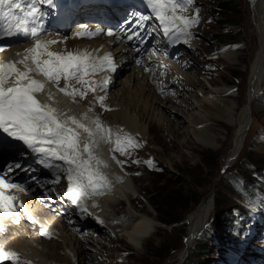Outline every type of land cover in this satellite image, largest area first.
I'll return each instance as SVG.
<instances>
[{"label": "rangeland", "instance_id": "rangeland-1", "mask_svg": "<svg viewBox=\"0 0 264 264\" xmlns=\"http://www.w3.org/2000/svg\"><path fill=\"white\" fill-rule=\"evenodd\" d=\"M220 1L222 0H196L195 6L199 9L202 18L199 31L203 40L198 45L202 53L195 59L198 65L192 67L187 73L188 78L191 79H186V85H189L188 92L179 90L181 94L185 92L187 96L181 95L179 98H174L175 101L169 104L172 108L181 107L182 101L186 100V97H191V114L200 112L198 106L203 101H200L203 93L216 91L212 82L213 78L217 79L214 83L234 90L232 98L230 96L225 98L227 101L235 102L234 105L237 107L248 105L250 71L255 50L260 44L251 21L252 1L236 0L237 6L232 11L219 10L217 4ZM221 22L230 23L232 26L222 28ZM234 31H239L236 32L241 37L239 42L220 43L229 42L228 34ZM262 43L259 51L264 57V35ZM227 53L238 56V60L229 61L225 57ZM128 77L129 74L118 80L123 81ZM199 81L204 82L206 86H198ZM260 82L258 96L254 94L250 106L248 121L250 126L248 127L247 124L249 129H244L242 147L234 161H231L232 163L226 168L223 166L234 148L233 127L217 126V121L213 120V131L211 130L210 133H216V137L218 136L217 147L204 148L191 141L193 137L187 131L186 133L173 131L177 133L175 135L172 133V129L179 131L188 128L186 124L191 122L192 118L187 117L188 115L181 110L179 113L174 112L177 114L175 116L165 108L162 110H166L167 113H163L159 107H156L159 108V112L153 109L143 113L144 117L141 121L147 126L146 136L149 140L143 155L147 159L150 155L154 156L158 166L150 169L141 165L133 169L135 172L129 175L134 179L133 187L139 190L134 194L137 198L135 199L136 208L149 212L156 219V231L144 243L143 250H137L129 242L121 238L117 239L116 236L105 242L102 238L101 241L106 243L105 248L102 249L103 256L97 255L98 259H95L94 264H100V262L103 264L106 262V264H241V260L242 264H264V219L260 221L257 215H252V211H256L255 205L263 209L261 216L264 214V170L259 172L248 168L252 166L254 160L264 165V73L261 74ZM120 87L119 82L112 89V93H116ZM119 96L121 93L117 97ZM209 97L212 96L209 95ZM142 102L139 103L136 112L139 108L142 109ZM220 102L221 105L219 103L217 105L220 108L216 110L210 106L205 113L212 112L223 116L224 98L220 99ZM184 105L182 107L185 109ZM130 109L128 107L127 110ZM182 120L185 121L183 125ZM192 121L197 122L195 118ZM138 168L142 169L136 170ZM235 177L249 183L259 181L257 188L249 189L250 192L246 193L250 200L239 196L228 185V181ZM209 194L213 198L209 220L200 234L193 238H196L195 241L181 258L180 252L188 239L193 216L191 213L200 210L208 202ZM183 196L192 199L187 202L182 199ZM126 209L127 203L124 200L114 207V211H126ZM237 210H240L239 214L236 213ZM161 219L179 220L168 224ZM60 245L56 242L52 252L60 257L57 260L62 258L65 260L62 250L60 251ZM46 246L48 249L52 247V244ZM202 246L204 250L200 252L198 248ZM118 250L124 253H118ZM107 255L108 258H106ZM63 260L60 261L66 262ZM104 260H106L105 263ZM90 264H93L92 261Z\"/></svg>", "mask_w": 264, "mask_h": 264}, {"label": "snow or ice", "instance_id": "snow-or-ice-1", "mask_svg": "<svg viewBox=\"0 0 264 264\" xmlns=\"http://www.w3.org/2000/svg\"><path fill=\"white\" fill-rule=\"evenodd\" d=\"M193 4L194 0H147V6L151 8L153 15H140L135 23L138 28H145L147 23L155 18L159 21L163 36L171 43L190 44L193 39L192 29L200 23L198 8L195 9L194 14L187 15L192 11ZM43 6L54 8L55 2L54 0H0V21L5 22L0 24V38L24 35L34 39L32 47L25 49L23 53H17V56L22 57L21 59L0 64V130L13 140L21 142L25 149L31 150V153L37 154L40 157L39 163L45 168L55 167V175L51 183L60 184L62 176L65 177L67 197L75 203L81 215L93 216L94 213L90 208H98L99 204L93 202L89 205L88 201L110 194L113 190V180L104 171L109 164L96 154L97 146L100 143L114 144L113 152L128 156L131 150L142 145L129 135H117L113 140L111 130L99 119L92 122L94 128L74 116L61 119L63 114L58 109L42 103L37 98V94L44 91L45 82L35 79L32 76L33 72L57 84L61 79L68 81L75 79L79 83L86 84L87 91L73 89L72 92H68L67 86L59 87L61 93L73 97L77 95L86 97L88 92H96L97 87H104L109 83L108 79H104L101 85L94 86L92 81L85 79L90 74V70L91 72L105 68L116 70L110 55L96 58L87 52L51 50V46L60 41L40 38L43 31L42 19L46 15ZM103 32L102 28L98 27L91 31L85 26L76 35L95 36ZM106 34L110 37L114 36L111 31ZM134 37L143 43L139 31L127 35L126 38L131 41ZM135 50L140 51L139 48ZM5 51L4 47H0V53ZM9 80H13L12 86H8ZM98 100L103 104L105 96L100 95ZM24 154L23 151L17 153L20 157ZM112 159L121 167L127 163L115 156ZM52 161L63 162V166H54ZM132 163L138 165L142 162L133 160ZM143 163L149 167L155 166L152 160H145ZM18 169L24 170L19 162H15L9 164L6 170H0V213L12 218L16 217L18 209H24L25 205L23 202H18L19 196L10 193L28 194L24 184L16 183L12 179ZM123 180L122 176L115 178L117 183H123ZM95 218L100 224L105 223V220L99 216ZM27 220L35 223L32 216H28ZM13 222L19 224L20 220L14 219ZM120 222L112 221V223ZM4 231L5 229L0 227V232ZM43 235L51 238L49 232H44ZM5 258H13L16 264H32L31 260H21L19 253L5 250L0 246V261Z\"/></svg>", "mask_w": 264, "mask_h": 264}, {"label": "bare ground", "instance_id": "bare-ground-1", "mask_svg": "<svg viewBox=\"0 0 264 264\" xmlns=\"http://www.w3.org/2000/svg\"><path fill=\"white\" fill-rule=\"evenodd\" d=\"M251 1H252L251 3L252 11H253L251 21L253 22L254 31L260 40V44H263L262 37L264 35V17H263L264 0H251ZM42 27L44 31L43 23H42ZM43 31L41 32V37H40L41 39H43L42 37ZM17 36L20 39H22V41L24 42L23 50L33 46L34 44L33 38L26 37L24 35H17ZM97 41L100 43V40H97ZM98 42H96L94 46L93 44L88 45L86 47V50H93L99 54L101 52L100 51L101 44H98ZM0 44H2L1 40H0ZM259 46L257 47L258 49L256 48L255 50L254 61L251 66L250 77H249V85H248V105L249 106L246 105L244 107H237L234 105L235 102L227 101L225 98L228 96L232 98V92L234 90L230 89V87H227V86H224L225 88H228V89H225L223 88V86H220L219 83H214V81H217V79L213 78L212 80L214 81L212 82L214 84L213 86L216 87V91L215 92L209 91V93L205 91L202 95L203 98H201L200 100V101L202 100L203 101L198 106L200 108V112L196 111L191 114L190 112V104L192 103L190 102L191 97H186V100L182 101V104L183 105L185 104L184 106H186L185 109L184 107H182L183 106L182 104L180 105L181 107L172 108L171 106H169V104L170 102H173L174 100H170L169 98H163V97L160 98L157 95H155L151 91V88L147 85V83H145L146 78L144 77L146 75L141 77L142 74L139 71L132 72L131 70V72L129 73V77L126 80L119 81L117 78V81H116L117 84L115 86H117L120 82L121 87L120 89H118L116 93L111 95L112 97L111 100L113 101V104H115L118 107H116L117 108L116 110L106 113L105 117L108 120L110 119L112 123L124 125L128 133L137 134L139 136L140 134L142 135L147 134V126L145 124H142V121H141V119L144 117L143 113L151 111L153 109L159 112V108L160 110H162V108H165L166 110H169L171 114L175 116L177 114H174V112L179 113L181 110L182 112L188 115L187 117L192 118L190 119L191 122L186 124L188 125V128L186 127L184 129H180L181 131L172 129V133L173 131L180 132V133H186L187 131L193 137L191 141L198 143L201 147H204V148H216L217 147L216 140L218 139L217 138L218 136L216 137V133L215 134L210 133L211 130L213 131V127H212L213 120L217 121L218 123L216 124L217 126L221 125L224 128H226L227 126H231L235 130L234 148L228 155V159H227L228 161H226V164L223 166L224 168H226L234 161L238 151H240L242 144H243V135L245 133L244 129L250 126V123L248 124L249 114L251 110L250 106H251L254 94L256 93V95L258 96L257 91L259 89L258 87L261 84L260 82L261 74L264 73V72L262 73V70L264 71V57L261 55L259 51L260 49ZM86 50L83 48H79V49L70 50L68 52L85 53ZM230 51H233V50H230ZM10 53H12V51L6 52L5 55H9ZM233 54L227 53L225 57L229 61L238 60V56H234ZM193 68H194V64H193ZM126 69L127 67L124 65L122 70L127 71ZM139 73H140V76H139ZM187 73L188 72H184L185 80L190 79L188 78L189 75H187ZM204 74L206 75V71H204ZM197 85L201 87L206 86L204 82H200V81L198 82ZM185 86L187 85H184V87ZM235 88L237 89V86ZM185 91L188 92V89ZM119 93H121V96L117 97ZM178 95H180V93H178ZM181 95L187 96L185 92L182 93ZM209 95H211L212 97L210 98ZM220 97L224 98V103H225L224 108H222L223 116H219L217 113H212V112L211 113L208 112V114L205 113L207 112L206 110H208L210 106H213L216 110L217 108H220L217 106L218 103L221 105L222 101L220 102V99L222 98ZM209 98L212 100H210ZM142 101H144V103ZM141 102L143 103V107L142 109L139 108L138 112H136L137 111L136 109H138V105ZM128 107L131 108L129 111L127 110ZM156 107H159V108H156ZM77 110L80 113L84 111V109L81 107L77 108ZM166 110H162L163 113H167ZM193 117L197 120V122L195 121L196 124L194 121H192L194 119ZM181 123L183 125L185 121L182 120ZM247 124H248V127H247ZM176 132H174L173 134L175 135ZM221 139L222 138H220V140ZM111 165L117 170V172L115 173L119 175L121 173L120 167H118L115 164L113 159L111 160ZM122 177L124 178L123 183L115 182L112 192L106 197L99 200V202H101L102 204L101 205L102 213L106 212L108 214V217H105V222L109 223L111 221L112 223V221L114 220L121 221V222L112 223V225L110 226L112 228L110 229L109 232H106L105 230H103L101 226H98L94 224L93 222L89 221L85 223L84 225H82L83 230L87 231V230H90L91 227H96L100 231H105L107 236L111 237V235H113V237L116 236L117 239L121 238L122 240L124 239L128 242V240L125 238L124 230L126 228L131 227L134 223H136V221L139 220L141 216L151 217L156 222V219L149 212L143 211L141 208H136L135 199L137 198H135L134 194L138 192L139 190L133 187L134 179H132V177H130L129 174L124 175V176L122 175ZM64 186L65 185L59 184L57 188L60 190L61 187H64ZM207 198L208 199L210 198V199L208 200L206 204L203 205V207L200 210L193 211L191 213L193 216L191 219V225H190V229L188 232V237H187L188 239L186 240V243L180 252L181 258L185 256L188 249L192 246L193 242L196 239V238L195 239L193 238L196 235L198 236L200 234L205 224L209 220V217L211 215L210 211L212 209L211 207H213V204H212L213 198L211 194H209ZM123 200L127 203L126 211L125 210L114 211V207L121 204ZM27 206L31 208V210L36 215L46 217V219L40 218L42 222H45V221L52 222L54 224V227H56L59 231H62L63 233L62 244L65 250H68V251L72 250L73 252H76L75 256L77 257L79 264H90L91 261L94 264L95 259L97 258V255L100 254L103 256L102 249L105 248L104 244L106 243H103L100 240V238L96 239L92 237V235L85 234V233L79 236L74 230L71 229L69 224L62 225L61 224L62 220H59L58 218H56L55 215H53L52 213H50L48 210L43 208L41 205H38L37 203L34 204V202H32L31 206L29 205ZM125 218H127L126 221H125ZM53 220H55L56 222ZM14 226H15L14 224L10 223V225L8 226L9 228L8 233L5 235H0V242L9 244L10 246L15 247L17 249L24 250L27 253V255L32 259L33 261L32 264H60L59 260L62 261L63 258L61 257L62 259L57 260V258H60V257L52 252V250L55 248L53 246H56V242H53L52 240H46V239L40 238L38 234L36 233V229L32 228L31 225L22 223L20 229L14 228ZM156 227H157V224H156ZM73 228L75 229V226H73ZM13 230L15 232H13ZM92 234L97 237V235H95L93 232ZM42 237L47 238L44 235H42ZM50 243L52 244V247H49L47 249L46 245ZM118 253L122 254L124 252L119 251ZM106 258H108V255ZM103 262L105 263L106 260H104ZM100 264H103V263L100 262Z\"/></svg>", "mask_w": 264, "mask_h": 264}, {"label": "trees", "instance_id": "trees-1", "mask_svg": "<svg viewBox=\"0 0 264 264\" xmlns=\"http://www.w3.org/2000/svg\"><path fill=\"white\" fill-rule=\"evenodd\" d=\"M235 6H237L236 0H222L217 4V7L219 8V10L224 9V10L232 11V10H234ZM220 25L222 28H227V27L232 26V25H230V23H227V22H221ZM236 32H239V31H234V32L228 34L227 40H229V42H220V43L221 44H225V43L231 44V43L239 42V40H241V37H239L236 34ZM262 166H264V165H261L258 160H254V162H252V166H250L248 168L251 170H257V171L261 172L262 170H264V168ZM255 183H257V184H255ZM255 183L254 182L249 183L248 181L241 180L238 177H235L233 180L231 179V181L230 180L228 181V185L231 187V189L232 190L234 189L235 193H237L239 196L243 197L246 200H250V197H247L246 193L250 192L249 189L254 190L255 188H257L259 181L257 180ZM182 199L188 202L192 198L188 197V196H183ZM236 213L239 214L240 210L239 211L237 210ZM178 220L179 219H172V220L161 219L162 222L168 223V224L177 222ZM198 250L200 252H203V250H204L203 246L199 247Z\"/></svg>", "mask_w": 264, "mask_h": 264}, {"label": "clouds", "instance_id": "clouds-1", "mask_svg": "<svg viewBox=\"0 0 264 264\" xmlns=\"http://www.w3.org/2000/svg\"><path fill=\"white\" fill-rule=\"evenodd\" d=\"M156 230V222L147 216H141L131 227L124 230L125 238L137 250H143L144 243Z\"/></svg>", "mask_w": 264, "mask_h": 264}]
</instances>
